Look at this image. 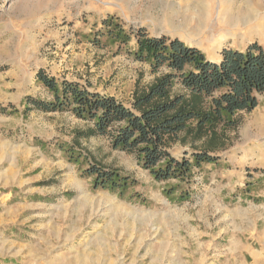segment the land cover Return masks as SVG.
I'll return each mask as SVG.
<instances>
[{
    "label": "rangeland",
    "instance_id": "rangeland-1",
    "mask_svg": "<svg viewBox=\"0 0 264 264\" xmlns=\"http://www.w3.org/2000/svg\"><path fill=\"white\" fill-rule=\"evenodd\" d=\"M181 1L0 0V264H264V97L217 160L185 181L154 180L105 137L73 148L74 132L91 125L68 112L24 113L26 97L51 100L40 70L127 104L136 82L156 75L102 21L180 39L150 17ZM234 1L264 16V0ZM253 43L264 50V38L194 48L219 59ZM170 153L180 159L183 149ZM95 164L132 185L95 188Z\"/></svg>",
    "mask_w": 264,
    "mask_h": 264
},
{
    "label": "trees",
    "instance_id": "trees-1",
    "mask_svg": "<svg viewBox=\"0 0 264 264\" xmlns=\"http://www.w3.org/2000/svg\"><path fill=\"white\" fill-rule=\"evenodd\" d=\"M102 25L113 41L124 45L134 41L132 57L149 66L156 75L153 81L145 86L137 81L130 100L123 104L40 70L36 80L51 100L26 97L24 113H70L91 125L74 132L73 148L81 147L80 139L105 137L112 149L134 155L138 165L159 182L188 180L193 167L214 163L228 148L229 133L236 130L240 117L252 112L264 97L261 46L223 49L218 61H211L177 38L150 36L143 28L126 32L112 17ZM176 146L183 149L180 159L170 153ZM69 151L72 155V148ZM87 174L95 177V188L122 193L132 185L129 178L96 164Z\"/></svg>",
    "mask_w": 264,
    "mask_h": 264
},
{
    "label": "bare ground",
    "instance_id": "bare-ground-1",
    "mask_svg": "<svg viewBox=\"0 0 264 264\" xmlns=\"http://www.w3.org/2000/svg\"><path fill=\"white\" fill-rule=\"evenodd\" d=\"M259 9L260 5L234 0H185L166 5L150 20L190 46L219 51L230 43L264 38V16Z\"/></svg>",
    "mask_w": 264,
    "mask_h": 264
}]
</instances>
